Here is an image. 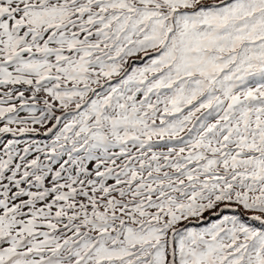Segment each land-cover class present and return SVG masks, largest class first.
Listing matches in <instances>:
<instances>
[{
  "label": "snow or ice",
  "instance_id": "obj_1",
  "mask_svg": "<svg viewBox=\"0 0 264 264\" xmlns=\"http://www.w3.org/2000/svg\"><path fill=\"white\" fill-rule=\"evenodd\" d=\"M0 264H264V0H0Z\"/></svg>",
  "mask_w": 264,
  "mask_h": 264
}]
</instances>
